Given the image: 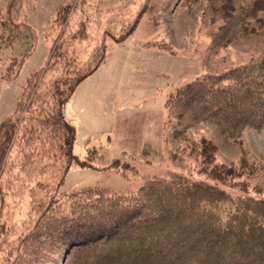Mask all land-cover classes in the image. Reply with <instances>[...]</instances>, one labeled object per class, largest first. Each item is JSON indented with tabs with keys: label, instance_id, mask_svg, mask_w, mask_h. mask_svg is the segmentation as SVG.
I'll return each mask as SVG.
<instances>
[{
	"label": "rangeland",
	"instance_id": "rangeland-1",
	"mask_svg": "<svg viewBox=\"0 0 264 264\" xmlns=\"http://www.w3.org/2000/svg\"><path fill=\"white\" fill-rule=\"evenodd\" d=\"M7 1L0 0V10ZM204 5L205 0L24 1L14 16L34 28L36 43L9 81L1 78L14 71L6 68L24 47L0 48V119L12 114L27 76L48 62L36 78L41 97L66 69L85 70L102 52L104 59L64 107L74 116V154L85 159L89 153L91 166L72 161L66 169L59 152L21 138H13L0 162V264H68L58 251L34 255L31 244L24 248L19 241L51 199L64 204L68 193L83 186L131 193L146 179L178 172L233 194L264 198V129L226 136L215 122L202 121L181 135L173 133L177 123L165 104L171 92L202 73L247 63L262 51L256 36L211 51L213 28L201 21ZM204 138L216 147L211 163L203 160ZM219 166L232 176L223 181L210 176L219 174Z\"/></svg>",
	"mask_w": 264,
	"mask_h": 264
},
{
	"label": "trees",
	"instance_id": "trees-1",
	"mask_svg": "<svg viewBox=\"0 0 264 264\" xmlns=\"http://www.w3.org/2000/svg\"><path fill=\"white\" fill-rule=\"evenodd\" d=\"M24 1L8 0L0 10V48L24 47L20 56L11 57L6 70L14 71L2 80L16 76L36 43L34 28L14 16ZM201 21L213 28L208 43L213 52L243 36L261 38L262 51L247 63L220 73H202L171 92L165 104L177 123L174 135L202 121L215 122L226 136L236 137L249 127L263 130L264 0H205ZM103 59L102 52L85 70L66 69L48 84L42 95L45 100L37 94L36 78L49 62L27 76L12 114L0 119V162L13 138H21L59 152L66 169L72 161L91 166L89 153L85 159L74 154L76 130L64 107ZM201 146L204 162H213V142L204 138ZM118 162L115 159L113 166ZM217 170L219 174L210 175L216 180L232 176V170L224 166ZM66 198L64 204L51 199L20 239L22 247L32 245L31 254L58 251L68 264H264L262 197L233 194L217 184L173 172L167 178L146 179L131 193L93 185L76 189Z\"/></svg>",
	"mask_w": 264,
	"mask_h": 264
},
{
	"label": "crops",
	"instance_id": "crops-1",
	"mask_svg": "<svg viewBox=\"0 0 264 264\" xmlns=\"http://www.w3.org/2000/svg\"><path fill=\"white\" fill-rule=\"evenodd\" d=\"M66 118L70 121V123H72V119H73V114H65Z\"/></svg>",
	"mask_w": 264,
	"mask_h": 264
}]
</instances>
